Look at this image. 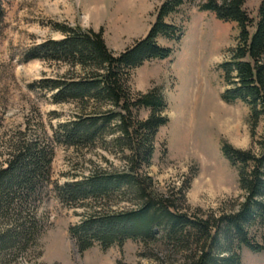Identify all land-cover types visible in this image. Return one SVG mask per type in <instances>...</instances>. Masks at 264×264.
<instances>
[{
	"label": "rangeland",
	"instance_id": "obj_1",
	"mask_svg": "<svg viewBox=\"0 0 264 264\" xmlns=\"http://www.w3.org/2000/svg\"><path fill=\"white\" fill-rule=\"evenodd\" d=\"M0 1L5 10L0 21V164L6 163L11 144L19 138L31 142L45 135L54 147L50 181L36 196L42 203L35 208L40 201H33L23 213L40 220L43 230L36 239L26 236L17 248L0 246V264H195L204 242L193 237L180 241L159 223L147 235L126 238L122 245L115 242L104 249L95 242L80 251L69 234L71 225L97 211L130 213L140 209L144 199L121 187L94 200L67 202L60 199L56 186L95 173L118 175L137 168L141 160L128 161L129 151L116 142L118 131H112L115 124L98 132L96 141L86 147L74 148L60 141V125L86 115L99 103L94 99L87 103L55 102L48 80L78 77L81 68L63 61L26 60L24 55L34 44L61 39L56 26L63 23L102 31L107 46L121 53L147 35L165 0ZM205 1H188L167 18L185 26L179 43L158 38L159 44L173 46L174 54L146 61L131 76L134 91L159 88L168 102L169 121L155 137L151 164L140 167L146 195L153 200L165 198L175 211L196 220L240 210L247 193L223 145L227 142L236 149L259 153L264 136V117L253 129L249 105L241 100L227 103L221 97L225 85L219 66L229 58L239 29L236 22L223 21L214 12L200 9ZM246 1L250 15L256 17L261 0ZM148 114L149 110L142 108L137 117L143 120ZM9 221L0 218V233ZM22 223L23 219L13 221L15 226ZM246 230L261 250L243 246L242 264H264V216L254 217ZM231 236L229 246L235 250L236 236ZM224 244L221 236L214 252H223Z\"/></svg>",
	"mask_w": 264,
	"mask_h": 264
},
{
	"label": "trees",
	"instance_id": "obj_2",
	"mask_svg": "<svg viewBox=\"0 0 264 264\" xmlns=\"http://www.w3.org/2000/svg\"><path fill=\"white\" fill-rule=\"evenodd\" d=\"M188 1L191 0H165L147 35L118 54L107 46L102 31L67 23L56 26L63 35L61 39H47L25 50L26 60L63 61L81 68L78 77L48 80L47 88L55 91V102L87 103L94 99L99 103L86 115H78L75 120L60 125V141L74 148L86 147L96 141L98 132L115 124L112 131H118L116 142L129 151L128 161L138 157L141 160L137 168L130 167L129 171L118 175L95 173L56 186L60 199L67 202L94 200L121 187L134 190L144 199L140 209L130 213L107 215L97 211L81 223L71 225L69 234L80 251L95 242H100L104 249L115 242L122 245L126 238L138 239L147 235L156 223L180 241L193 237L197 242H204L195 264H242L243 246L261 250L248 236L246 226L257 215L264 216V136L259 142V153L236 149L227 142L223 145L224 154L237 166L240 186L247 193V199L234 214L198 220L190 218L175 211L167 199L153 200L146 195L141 182L140 169L150 166L155 137L159 128L169 121L168 102L159 88L153 87L146 93L134 91L132 71L148 60L165 59L174 54L175 48L159 44L158 38L163 36L175 43L181 41L185 26L169 22L167 18ZM246 2L206 0L200 9L212 11L219 19L238 25L236 44L229 50V58L219 66L225 85L221 97L227 103L246 102L254 129L264 117V0L259 4L256 17L250 15ZM4 15L0 1V21ZM251 28H254L252 32ZM142 108L149 110L143 120L137 117ZM9 155L6 163L0 164V218L10 220L0 233V246L11 250L26 236L36 239L43 230L40 220L23 216V213L33 201H40L36 196L50 181L54 147L45 135L31 142L19 138L17 143L11 144ZM41 203L35 204V208ZM22 219L21 225L13 224ZM232 234L237 240L235 250L229 246ZM221 236L225 241L221 250L224 253H216L214 249ZM18 239L22 241L18 242Z\"/></svg>",
	"mask_w": 264,
	"mask_h": 264
}]
</instances>
